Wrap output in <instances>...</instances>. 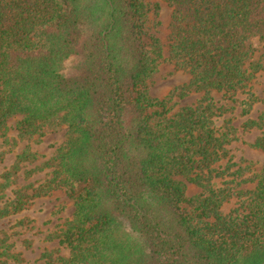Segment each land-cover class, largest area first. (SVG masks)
I'll list each match as a JSON object with an SVG mask.
<instances>
[{
  "label": "trees",
  "instance_id": "obj_1",
  "mask_svg": "<svg viewBox=\"0 0 264 264\" xmlns=\"http://www.w3.org/2000/svg\"><path fill=\"white\" fill-rule=\"evenodd\" d=\"M160 1L171 10L167 57L149 17L159 4L0 0V146L16 117L13 143L27 144L0 172V222L55 191L74 208L49 237L68 255L45 264H264V163L254 172L233 148L252 130L247 145L264 152V110L233 123L264 104L253 91L264 0ZM162 63L189 81L154 99ZM191 93L201 99L175 110ZM62 128L51 158L32 151ZM37 173L43 182L27 181ZM0 264H23L3 231Z\"/></svg>",
  "mask_w": 264,
  "mask_h": 264
},
{
  "label": "rangeland",
  "instance_id": "obj_2",
  "mask_svg": "<svg viewBox=\"0 0 264 264\" xmlns=\"http://www.w3.org/2000/svg\"><path fill=\"white\" fill-rule=\"evenodd\" d=\"M150 7L155 4H159L158 16L150 14V21H158L159 26L157 27L155 34L161 41L164 47V56L167 57V44H168V25L170 22L171 10L166 3L160 0H145ZM259 56V54L257 55ZM189 81V76L183 71H176L173 65L168 63H162L156 74L151 79L150 85V96L154 99H163L169 96V94L184 85ZM253 91L256 96L264 102V72L259 73L256 79L253 81ZM215 99H219L218 94H213ZM198 99H201L200 94L191 93L182 99L174 97L173 101L176 103L175 110L181 107L191 106L196 104ZM264 110V104L259 103L253 112L248 117L240 118L237 116V112H234L235 119L234 125L240 128V125L247 119H256L259 113ZM228 118L232 116L228 115ZM20 117L13 118L8 122V138L11 139L8 145L0 146V153H5L8 150L3 161L0 163V172L4 168L9 167L13 161L14 156L21 152L25 147L26 143H19L14 145L13 139L15 138V124ZM65 129L47 134L43 138V142L40 145H31L32 151L38 155L49 159L54 154L56 148H58L65 141ZM258 133L255 131H248L243 133L239 129V137L241 140L234 143V155L237 162L244 160L247 165L250 163V168L254 172L261 170L263 166L264 156L256 154L255 149H251L247 143H252L257 137ZM40 159L38 163L44 161ZM246 166V165H244ZM34 166H29L32 168ZM45 179V173H37L28 178V182L41 183ZM18 183L23 184V178H20ZM187 195L194 196L200 193L199 188L194 185L188 184ZM249 185H244L243 189L248 190ZM252 187V186H251ZM236 197L232 196L229 203L223 206V212L228 213L230 210L236 207ZM73 204L67 198L63 191H55L48 197L37 199L33 202L30 207L23 213L18 214L12 219H5L0 222V232L6 233L9 237V243L13 244V251L20 254L23 264H45L43 255L48 254L54 258L57 256H67V251L59 246L58 240L49 239L55 232H57L66 221L73 217ZM23 221L24 226H18L17 222ZM3 235V234H2ZM1 235V236H2Z\"/></svg>",
  "mask_w": 264,
  "mask_h": 264
},
{
  "label": "crops",
  "instance_id": "obj_3",
  "mask_svg": "<svg viewBox=\"0 0 264 264\" xmlns=\"http://www.w3.org/2000/svg\"><path fill=\"white\" fill-rule=\"evenodd\" d=\"M255 108H256V107H255ZM254 110H255V109H254ZM254 110H253V111H254ZM253 111H252V112H253ZM255 150H256V149H255ZM256 154H258V155L260 154V155L264 156V152H262L261 150H256ZM263 163H264V160H263ZM244 185H245V184H244ZM244 185H243V186H244ZM246 185H249L248 190H252V188L255 186L254 184H249V183L246 184ZM243 186L241 187V189H243ZM251 186H252V187H251Z\"/></svg>",
  "mask_w": 264,
  "mask_h": 264
}]
</instances>
